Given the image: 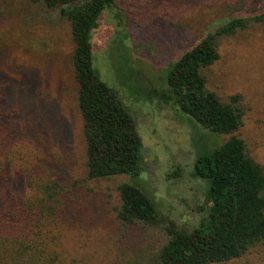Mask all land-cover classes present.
<instances>
[{"label": "rangeland", "instance_id": "374dc122", "mask_svg": "<svg viewBox=\"0 0 264 264\" xmlns=\"http://www.w3.org/2000/svg\"><path fill=\"white\" fill-rule=\"evenodd\" d=\"M114 1L115 12L102 15L91 41L93 66L130 110L142 139L143 170L128 182L162 213L192 225L204 200L199 183L184 170L194 161L195 137L201 134L206 148L225 137L204 132L148 94L164 89L165 67L200 37L233 16L263 12L264 0ZM72 50L68 22L57 13L30 0H0V112L7 145L27 162H44L64 185L68 257L91 264L140 261L162 236L119 225L112 210L118 204L115 185L123 178L86 179ZM218 50V60L204 72L207 86L224 101L242 96L247 110L238 135L248 154L264 164V24L251 23L222 39ZM258 250L224 264H264Z\"/></svg>", "mask_w": 264, "mask_h": 264}, {"label": "trees", "instance_id": "16d2710c", "mask_svg": "<svg viewBox=\"0 0 264 264\" xmlns=\"http://www.w3.org/2000/svg\"><path fill=\"white\" fill-rule=\"evenodd\" d=\"M30 1L69 25L86 179L123 178L115 185L118 204L112 210L119 225L157 230L162 236L140 261L117 259L113 264H224L256 248L258 261L264 262V164L248 154L238 135L247 109L240 94L224 101L211 91L204 73L218 60L221 40L251 23L264 24V11L233 16L200 37L165 67L164 89L148 94L204 132L225 137L210 148L202 145L201 134L195 137V158L184 170L190 182L199 183L204 200L197 207L199 218L185 226L162 213L140 186L128 182L143 170L142 139L130 110L93 66L91 41L102 15L115 12V1ZM6 136L0 112V264H91L68 257L65 250L64 185L44 162H27L18 149L10 148ZM179 171L176 167L173 177Z\"/></svg>", "mask_w": 264, "mask_h": 264}]
</instances>
